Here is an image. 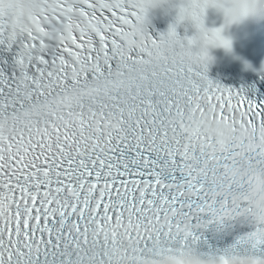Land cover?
<instances>
[{
	"label": "snow or ice",
	"instance_id": "6c2138e0",
	"mask_svg": "<svg viewBox=\"0 0 264 264\" xmlns=\"http://www.w3.org/2000/svg\"><path fill=\"white\" fill-rule=\"evenodd\" d=\"M165 3L172 21L150 31ZM258 11L264 0H0V264H264V99L207 74L210 49L231 51L228 27ZM237 218L254 227L227 248L192 246Z\"/></svg>",
	"mask_w": 264,
	"mask_h": 264
},
{
	"label": "clouds",
	"instance_id": "9594fccd",
	"mask_svg": "<svg viewBox=\"0 0 264 264\" xmlns=\"http://www.w3.org/2000/svg\"><path fill=\"white\" fill-rule=\"evenodd\" d=\"M255 165L245 161L242 164H237L229 171L230 176H238L239 174L253 169ZM215 186L220 190H225L223 179H217ZM253 203L258 207H264V176L257 177V182L253 186Z\"/></svg>",
	"mask_w": 264,
	"mask_h": 264
}]
</instances>
